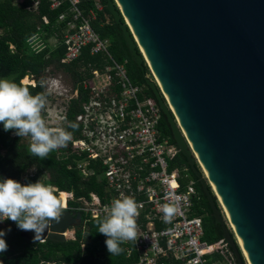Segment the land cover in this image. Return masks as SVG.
<instances>
[{"label": "water", "instance_id": "obj_1", "mask_svg": "<svg viewBox=\"0 0 264 264\" xmlns=\"http://www.w3.org/2000/svg\"><path fill=\"white\" fill-rule=\"evenodd\" d=\"M105 7L131 59L152 72L146 86L237 264L245 263L214 197L251 264H264V0H105ZM80 221L64 212L36 239L20 235L64 241Z\"/></svg>", "mask_w": 264, "mask_h": 264}, {"label": "built area", "instance_id": "obj_2", "mask_svg": "<svg viewBox=\"0 0 264 264\" xmlns=\"http://www.w3.org/2000/svg\"><path fill=\"white\" fill-rule=\"evenodd\" d=\"M39 1L14 0V4H24L26 10L36 12ZM48 2L52 9L65 2L66 6L56 16L58 24L48 38L41 24L47 25L49 20L45 15L41 17L34 33L38 40L27 39L30 48L39 52L45 47H54L59 41L64 48L60 61L68 62L88 46L89 54H98L105 61L104 67L90 68L89 75L81 80L87 99L79 104V112L74 116L79 130L70 141L72 151L83 154L76 164L83 177L93 175L104 182L103 200L95 192H89L87 198L75 199L71 191L59 190L65 212L80 214L81 219L84 215L88 222L106 214L105 206L113 199L132 196L141 206L137 243H125L127 256H135L133 264H223V260L226 264H237L224 239L214 243L202 239L201 217L193 214L194 202L199 197L187 168L173 164L178 149L158 130L160 109L130 79L127 60L116 61L109 52V40L93 31L90 26L93 12L83 14L78 7L79 0ZM94 5L98 10L101 8L98 0H94ZM39 45L43 47L37 50ZM52 78L47 81L45 94L50 106L54 102L59 109L55 108V116L50 113V106L44 109L47 112L44 119L51 127H64L68 104L77 92L69 91L57 79L50 85ZM26 83L35 84L32 79ZM34 173L35 170H30L28 175ZM168 202H175L179 209L170 223L164 222L161 211V205ZM75 228L64 232L67 238V233L74 238ZM232 236L236 241L233 233ZM236 244L247 264L237 241Z\"/></svg>", "mask_w": 264, "mask_h": 264}, {"label": "trees", "instance_id": "obj_3", "mask_svg": "<svg viewBox=\"0 0 264 264\" xmlns=\"http://www.w3.org/2000/svg\"><path fill=\"white\" fill-rule=\"evenodd\" d=\"M98 1L101 4L99 10L95 8L94 0H79L78 7L83 14L88 15L90 10L93 12L94 17L90 20L93 31L99 37L109 40L108 49L116 61L127 60L126 69L130 79L140 85L143 94L155 102L145 83V74L148 73L145 62L141 61V68L131 59L119 24L106 9L105 0ZM24 6V4L15 5L14 0H0V79L8 78L22 84L35 95L41 92L45 94L46 85L40 87L39 82L42 79L47 82L53 77V71L64 74L70 82V88L77 92L76 98L68 104L67 125L64 126L68 131H72L68 127L69 122H74V116L79 112V104L87 99V90L81 85V80L89 75L90 68L104 67L105 61L98 54H89L88 46H84L77 58L61 62L64 48L59 41L54 47H45L39 52H34L27 42L28 37L36 33L43 15L47 16L49 23L41 24V27L49 36L58 24L55 21L56 16L65 8L66 2L52 9L49 7L48 0H40L36 12H29ZM120 21L124 22L122 17ZM136 50L139 53L137 46ZM25 76H29L35 84L22 83L21 80ZM157 127L162 136L174 142L166 118L161 111ZM78 130L77 128L74 131L73 137L78 135ZM29 144V137L20 138L12 131L5 132L3 125L0 124V179H14L22 185L29 182L35 183L36 180L41 179L43 183L51 184L58 190L71 191L76 199L87 198L89 192H95L103 200L104 182L96 180L93 175L83 177L80 170L76 168L77 161L83 158V154L72 151L70 142L67 147L52 151L43 160L31 155L28 150ZM173 164L185 166L189 177L193 179L194 189L199 197V200L194 202L193 214L201 217L202 239L208 243L217 242L222 238V228L211 216L201 186L179 151ZM194 165L198 169L196 162ZM31 169L35 170L32 176L28 175ZM207 188H209L208 185ZM214 201L218 206L215 197ZM69 204L73 205L71 202ZM96 220L86 222L85 216L82 215L80 224L74 230V238H67L64 241L46 238L42 242L23 238L15 223L10 220L0 222V230L11 229L4 237L8 250L0 253V261L3 264H41L43 262L133 264L135 256H127L126 244L121 245L125 249L123 254L111 256L108 253L105 245L106 237L98 232Z\"/></svg>", "mask_w": 264, "mask_h": 264}, {"label": "clouds", "instance_id": "obj_4", "mask_svg": "<svg viewBox=\"0 0 264 264\" xmlns=\"http://www.w3.org/2000/svg\"><path fill=\"white\" fill-rule=\"evenodd\" d=\"M30 42L38 40L36 34L28 37ZM39 45L37 50L42 48ZM39 82L40 87L46 85ZM48 103L44 93L33 95L28 87L8 78L0 79V124L5 132L12 131L15 136L29 137V152L40 160L46 159L52 151L67 147L78 125L69 122L68 131L61 126L51 127L46 123L43 112ZM59 190L42 180L21 184L5 178L0 179V222L10 220L21 231L33 232L34 239L41 236L53 222L60 223L65 212L59 198ZM140 205L134 197L121 195L105 206V213L97 218L98 232L105 236V245L111 256L125 252L121 245L136 244L138 240ZM162 219L170 223L179 211L175 202L161 205ZM11 229L0 230V253L8 250L4 237ZM0 264H3L0 261Z\"/></svg>", "mask_w": 264, "mask_h": 264}, {"label": "rangeland", "instance_id": "obj_5", "mask_svg": "<svg viewBox=\"0 0 264 264\" xmlns=\"http://www.w3.org/2000/svg\"><path fill=\"white\" fill-rule=\"evenodd\" d=\"M49 36L48 35H46V38H48ZM52 41V40H51ZM147 69H148V67H147ZM57 72V73H56ZM146 76L145 77H147V78H149V79H153V76H152V72L148 69V73H146L145 74ZM52 76H53V78L51 79V83H50V85L53 83V80L54 79H57V80H59V82L60 83H62L63 84V86H65V88L66 89H68L69 91H70V82L68 81V79L66 78V76H64V74H62L61 72H58V71H53V74H52ZM28 78V79H27ZM26 78V76L21 80V82L22 83H26V82H28L29 80H31L30 78H29V76ZM54 82H55V80H54ZM50 92V91H49ZM48 92V93H49ZM46 93H47V91H46ZM48 100V99H47ZM50 106V103H49V100H48V103L46 104V106H45V109H47L48 107ZM59 109V107H58V105L56 104V103H52L51 104V106H50V113L52 114V115H54L55 116V111H56V109ZM58 111V110H57ZM47 115V112H43V116H46ZM197 164V163H196ZM198 168L200 169V167H199V165H198ZM34 172V171H33ZM203 174V173H202ZM216 200H217V198H216ZM217 203H218V206H219V208H220V211H221V213H222V216H223V218H224V221L226 222V224L228 225V227L230 228V230L231 231H233L232 233H235L236 234V232H234V227H233V225H232V223H231V221H230V219H229V217H228V214H227V212L225 211V209L223 208V206L221 205V203H220V200H217ZM74 228V227H73ZM68 234V238H70L71 236H73V235H70V233H67ZM235 234H233V235H235ZM237 235V234H236ZM222 263L223 264H226V262L223 260L222 261Z\"/></svg>", "mask_w": 264, "mask_h": 264}, {"label": "bare ground", "instance_id": "obj_6", "mask_svg": "<svg viewBox=\"0 0 264 264\" xmlns=\"http://www.w3.org/2000/svg\"><path fill=\"white\" fill-rule=\"evenodd\" d=\"M139 50H141L140 47H139ZM142 55H143L144 59L146 60V58H145L143 52H142ZM146 62H147V60H146ZM155 79H156V78H155ZM155 82H157L156 84L159 86V89H160V91H161V88H160V85H159L158 81L155 80ZM161 92H162V91H161ZM200 166H201V165H200ZM201 169H202V171H203V174H205V176L207 177V175H206L205 171L203 170V168H201ZM211 187H214V186L211 185ZM217 195H218V194H217ZM63 197H64V194H63ZM218 200H220L219 197H218ZM220 203H221V205L223 206V204H222L221 201H220ZM223 208H224V206H223ZM224 209H225V208H224ZM225 211H226V210H225ZM228 217H229V216H228ZM234 232H235V229H234ZM235 238H236V240H237L238 245L240 246V249H241V251H242V253H243V255H244V258H245L247 264H251V262L249 261V258H248V256H247V253H246V251H245V249H244V247H243V245H242V243H241V241H240V238H239L238 234H237V235L235 234Z\"/></svg>", "mask_w": 264, "mask_h": 264}, {"label": "crops", "instance_id": "obj_7", "mask_svg": "<svg viewBox=\"0 0 264 264\" xmlns=\"http://www.w3.org/2000/svg\"><path fill=\"white\" fill-rule=\"evenodd\" d=\"M31 170H33V169H31ZM76 199V198H75Z\"/></svg>", "mask_w": 264, "mask_h": 264}]
</instances>
